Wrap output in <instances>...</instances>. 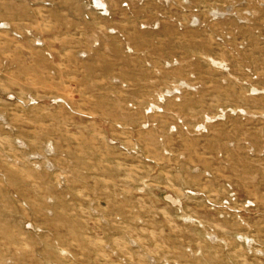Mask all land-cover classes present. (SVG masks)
Returning a JSON list of instances; mask_svg holds the SVG:
<instances>
[{
	"label": "rangeland",
	"instance_id": "374dc122",
	"mask_svg": "<svg viewBox=\"0 0 264 264\" xmlns=\"http://www.w3.org/2000/svg\"><path fill=\"white\" fill-rule=\"evenodd\" d=\"M0 264H264V0H0Z\"/></svg>",
	"mask_w": 264,
	"mask_h": 264
}]
</instances>
